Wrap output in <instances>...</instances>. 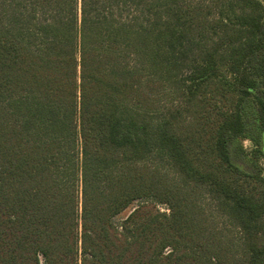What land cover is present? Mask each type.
Instances as JSON below:
<instances>
[{"label":"trees","instance_id":"obj_1","mask_svg":"<svg viewBox=\"0 0 264 264\" xmlns=\"http://www.w3.org/2000/svg\"><path fill=\"white\" fill-rule=\"evenodd\" d=\"M145 3L20 0L0 27V264H264V176L237 161L264 158V0Z\"/></svg>","mask_w":264,"mask_h":264},{"label":"rangeland","instance_id":"obj_2","mask_svg":"<svg viewBox=\"0 0 264 264\" xmlns=\"http://www.w3.org/2000/svg\"><path fill=\"white\" fill-rule=\"evenodd\" d=\"M227 0H146L147 12H160L164 19L167 14L171 12V9H176L178 6H199L202 7V11L207 15L209 20H214L218 18L219 5ZM15 17V20L12 18ZM12 23L20 29V0H1L0 2V27H9ZM195 42L202 44V42L207 43L211 47L216 46L221 42L220 33H215L214 31H206L205 34L200 35L196 33L194 35ZM227 46L221 47L220 51L222 53L221 62L224 64L227 58ZM192 52H188L186 61L192 60ZM186 67V66H185ZM183 70H186L184 68ZM162 104L165 106L166 110H177L179 106V101L175 100V95L172 91L166 89ZM239 145L243 148L244 154L237 161L243 165L246 169L250 171L260 172L264 176V158L256 154V147L254 142L250 138H244L238 140ZM233 155L237 158L236 150H233ZM164 169L172 173L169 166H164ZM202 204L207 208L208 213L212 219L213 224L218 228L219 232L228 239L232 244L237 245L241 241V233L239 229L222 214V211L218 207V202L210 197L209 195H204L201 199ZM159 210L163 213H169V209L166 205H159ZM130 212V209L124 211L118 218L119 222Z\"/></svg>","mask_w":264,"mask_h":264}]
</instances>
